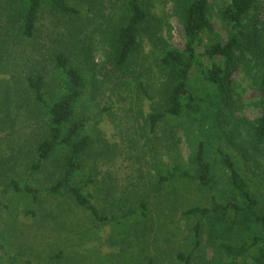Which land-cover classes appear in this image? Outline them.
<instances>
[{
  "label": "rangeland",
  "instance_id": "1",
  "mask_svg": "<svg viewBox=\"0 0 264 264\" xmlns=\"http://www.w3.org/2000/svg\"><path fill=\"white\" fill-rule=\"evenodd\" d=\"M19 2L0 0V264H40L39 258L55 252L61 257L47 264H182L178 253L187 250L194 233L193 218L182 212L209 206L211 199L192 182L159 181L176 163L186 162L191 146L179 125L183 120L162 121L154 130L147 120L161 80L158 47L148 35L140 36L136 63L130 67L144 73L140 87L129 73H112L106 61L98 29L113 12L108 0L104 15L95 5L87 11L81 3L75 19L44 2L31 37L21 34ZM149 9L158 25L152 27L156 34L184 48L183 26L171 0H149ZM257 13L264 27V0ZM210 24L213 34L225 40L216 17ZM59 52H66L88 75L83 102L87 132L99 149L88 147L78 180L91 179L86 189L99 213L108 217L105 221L95 219L72 197L43 193L34 202L14 187L6 188L13 180L19 187L43 189L60 177L56 156L32 169L35 147L47 136V115L27 88V77L38 72L48 91L56 88ZM230 80L233 115L254 119L260 114L258 92L238 68ZM234 154L239 159V153ZM240 164L252 178L264 211V155L242 157ZM141 204L144 214L139 213ZM212 255L204 233L190 264H209Z\"/></svg>",
  "mask_w": 264,
  "mask_h": 264
},
{
  "label": "trees",
  "instance_id": "2",
  "mask_svg": "<svg viewBox=\"0 0 264 264\" xmlns=\"http://www.w3.org/2000/svg\"><path fill=\"white\" fill-rule=\"evenodd\" d=\"M44 2L72 19L80 13L81 3L87 11L95 5L94 10L104 15L105 0H20V31L25 37L34 34L38 11ZM260 2L171 0L172 12L184 30L182 49L152 29L158 25L150 13L149 0H108L113 12L106 25L98 29L110 71L129 73L140 87L144 73L130 69L136 63L140 36L148 35L158 47L156 65L161 80L155 100L143 89L154 100L147 120L151 130L165 120H183L179 125L184 127L191 146L186 162L176 163L159 176V181L192 182L210 193L211 199L209 206L195 205L182 212L193 218L194 231L187 250L178 253L182 264L191 263L204 233L213 248L209 264H264V211L252 178L240 164L242 157L264 155V27L257 18ZM212 17L225 31V40L213 34ZM55 68L54 90L46 89L45 78L39 72L27 77V88L47 115V136L35 147L32 169L56 156L60 177L43 189L19 187L13 180L6 188L14 187L34 202L43 193L49 197L69 196L95 219L105 221L108 217L99 213L92 193L86 189L91 179L78 180L89 158L88 147L97 145L87 132L83 105L88 75L66 52L55 55ZM236 68L258 92L256 105L260 114L254 119L233 115L235 102L229 84ZM140 207L139 213L144 214V204ZM60 253H52L48 259L39 258V262L47 264L60 258Z\"/></svg>",
  "mask_w": 264,
  "mask_h": 264
}]
</instances>
